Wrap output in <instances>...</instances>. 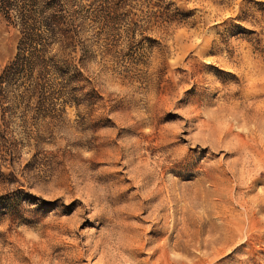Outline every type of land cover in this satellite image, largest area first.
<instances>
[{"label":"rangeland","instance_id":"obj_1","mask_svg":"<svg viewBox=\"0 0 264 264\" xmlns=\"http://www.w3.org/2000/svg\"><path fill=\"white\" fill-rule=\"evenodd\" d=\"M77 3L43 98L0 102V264H264V0Z\"/></svg>","mask_w":264,"mask_h":264},{"label":"trees","instance_id":"obj_2","mask_svg":"<svg viewBox=\"0 0 264 264\" xmlns=\"http://www.w3.org/2000/svg\"><path fill=\"white\" fill-rule=\"evenodd\" d=\"M77 2L0 0V24L17 28L21 35L17 53L0 77V102L5 111L32 110L33 102L45 95L57 65H68L63 58L74 45Z\"/></svg>","mask_w":264,"mask_h":264},{"label":"bare ground","instance_id":"obj_3","mask_svg":"<svg viewBox=\"0 0 264 264\" xmlns=\"http://www.w3.org/2000/svg\"><path fill=\"white\" fill-rule=\"evenodd\" d=\"M165 188V187H164ZM245 210V209H244ZM246 219V218H245ZM250 223V222H249ZM239 226V225H238ZM239 228V227H238ZM159 264V263H158ZM170 264V263H169Z\"/></svg>","mask_w":264,"mask_h":264}]
</instances>
